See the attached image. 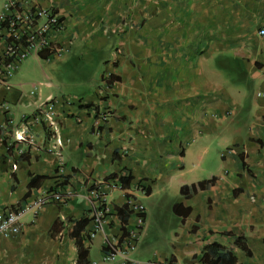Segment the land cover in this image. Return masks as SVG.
Listing matches in <instances>:
<instances>
[{"label":"crops","instance_id":"1","mask_svg":"<svg viewBox=\"0 0 264 264\" xmlns=\"http://www.w3.org/2000/svg\"><path fill=\"white\" fill-rule=\"evenodd\" d=\"M35 3L64 20L49 32L57 53L25 61L0 103L19 118L59 99L64 144L41 149L47 136L36 126L37 144L10 153L0 109V215L43 192L77 195L1 236L0 264H132L105 260L108 242L134 260L211 264L203 254L220 245L235 264H264V0ZM4 47L0 39V56ZM102 111L111 115L96 132ZM97 188L107 213L92 237Z\"/></svg>","mask_w":264,"mask_h":264},{"label":"built area","instance_id":"2","mask_svg":"<svg viewBox=\"0 0 264 264\" xmlns=\"http://www.w3.org/2000/svg\"><path fill=\"white\" fill-rule=\"evenodd\" d=\"M65 23L63 18L50 8L38 7L35 0H5L3 9L0 13V39L5 40V47L0 56V89L8 88L12 85L15 76L20 71L23 63L35 54L49 51L51 54L57 53L49 38L52 30H63ZM264 34V30L260 31ZM33 93V92H32ZM54 96H49L41 102L34 112L22 115L19 118L11 112L10 106L5 102L0 103V109L9 114L5 123L8 136V149H14L15 154L25 156L31 146L37 144L35 127L41 126L46 134V140L40 146L48 152H58L64 144L61 124L59 121L60 111ZM78 104L80 103L77 102ZM64 105H73L74 100L70 97L63 98ZM111 115L109 111H102L95 118L94 127L96 132H100ZM13 169L18 168V163L11 159ZM92 193L97 197L99 204L91 211L92 230L90 235L93 237L99 231H103L105 215L107 213L106 197L97 189ZM75 192L54 190L43 192L29 202L11 209L0 215V237H8L19 234L26 214L37 215L39 210L53 202L66 203ZM133 209L143 213L142 205H134ZM139 232H133L129 237V245L136 243ZM121 257L125 262L132 264H178L171 258L162 261L153 260H134L128 256L124 246L108 242L107 250L104 255L105 260H114Z\"/></svg>","mask_w":264,"mask_h":264},{"label":"trees","instance_id":"3","mask_svg":"<svg viewBox=\"0 0 264 264\" xmlns=\"http://www.w3.org/2000/svg\"><path fill=\"white\" fill-rule=\"evenodd\" d=\"M46 52H48V55H51V52H49L48 50ZM10 153H13V149L11 150ZM113 177H117V174H113ZM119 179H120L123 186H129L131 179H132V176L131 175H129L127 177L126 176H120ZM212 181L213 180L211 179V180H208L207 182L203 181L200 183L193 184L192 189L194 191H196L199 187H204L206 183L212 182ZM186 189H187V186H183L181 190L184 193V191ZM122 212H124V209H120V213H122ZM89 221H90V218H88V217H85V218L79 220L77 222V225L79 227V231L82 229V226L87 224ZM76 237L78 238V240L80 239L79 238L80 232L76 233ZM241 239H242V237H238V241H240ZM212 248H213L212 251H210V252L208 251V252H205L203 254V258L205 259V261L211 255L212 258L209 259L211 264H235V257H233V255L229 252L228 253H222L221 252L222 247L220 245H213ZM85 251H87V250H84L83 246L80 244L79 262L82 259H84V257L86 256Z\"/></svg>","mask_w":264,"mask_h":264},{"label":"rangeland","instance_id":"4","mask_svg":"<svg viewBox=\"0 0 264 264\" xmlns=\"http://www.w3.org/2000/svg\"><path fill=\"white\" fill-rule=\"evenodd\" d=\"M29 60V59H28ZM25 63V62H24ZM47 64V63H46Z\"/></svg>","mask_w":264,"mask_h":264}]
</instances>
